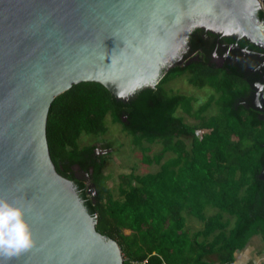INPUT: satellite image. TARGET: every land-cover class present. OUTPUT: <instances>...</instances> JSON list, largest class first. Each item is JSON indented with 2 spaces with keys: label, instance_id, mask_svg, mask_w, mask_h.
Segmentation results:
<instances>
[{
  "label": "trees",
  "instance_id": "obj_1",
  "mask_svg": "<svg viewBox=\"0 0 264 264\" xmlns=\"http://www.w3.org/2000/svg\"><path fill=\"white\" fill-rule=\"evenodd\" d=\"M259 1L258 20L264 23V0ZM229 43L260 50L243 39L193 28L179 59L160 71L154 86L137 90L127 101L115 99L98 82L79 81L48 106L45 138L55 171L73 182L95 219L94 229L116 242L122 261L231 264L250 236L264 240V119L236 103L249 90L246 67L258 61L247 56L239 62L234 49L221 66L209 60L210 52L220 54V44ZM258 75L251 74V81ZM178 76L212 92L194 105L192 95L165 87ZM211 104L214 111L205 114ZM106 119L130 136L143 163L157 165L153 172L119 173L116 195L105 183L107 153L94 144H78L81 134L103 135ZM142 142H157L160 148L147 155ZM76 166L83 177L75 176ZM89 184L94 194L87 192ZM205 208L212 212L205 214ZM184 215L201 226L190 229Z\"/></svg>",
  "mask_w": 264,
  "mask_h": 264
},
{
  "label": "water",
  "instance_id": "obj_2",
  "mask_svg": "<svg viewBox=\"0 0 264 264\" xmlns=\"http://www.w3.org/2000/svg\"><path fill=\"white\" fill-rule=\"evenodd\" d=\"M259 7V0H0V198L25 209L35 241L0 264H121L116 242L94 229L73 182L50 160L51 100L95 81L127 101L154 86L193 28L264 52Z\"/></svg>",
  "mask_w": 264,
  "mask_h": 264
},
{
  "label": "rangeland",
  "instance_id": "obj_3",
  "mask_svg": "<svg viewBox=\"0 0 264 264\" xmlns=\"http://www.w3.org/2000/svg\"><path fill=\"white\" fill-rule=\"evenodd\" d=\"M165 87L172 91L192 95L196 99L194 105H197L200 102L204 101L207 95L212 92L211 88L207 86L197 88L188 84L184 76H178L173 78L165 84ZM213 111L214 106L213 104H211L205 114H210ZM185 121H187L188 123L193 122L192 119L187 117H185ZM106 127V132L101 136L81 134L78 138V144H94L96 147H98V149L100 147V152L107 153L108 159L106 167L104 169V174L107 175L105 183L108 187L111 188L113 195H116L115 186L117 182V175L119 173H125L128 171H133L138 174H143L145 172H153L157 169V165L153 163L146 164L140 160L141 151L138 149V147L131 144L130 136L121 131L120 126L117 123H111L109 119H106ZM103 142L109 143L110 147L101 148ZM141 144L146 147L145 153L147 155L153 154L160 148V145L157 142H142ZM167 156L168 153L165 154V157ZM73 169L76 177H83V175L79 173L75 167ZM204 211L205 214H209L212 212L210 208H205ZM184 217L185 225L188 226L190 229L194 230L201 226L200 221H198L194 217L185 215ZM252 236H250L248 240ZM249 242L250 245L248 250H250V257L252 258H248V261L252 264H255L257 262H259L260 264H264V242L261 241V239L258 237V234L254 235ZM246 245L242 250L246 248ZM253 250L257 251L256 255L254 256L252 254Z\"/></svg>",
  "mask_w": 264,
  "mask_h": 264
},
{
  "label": "clouds",
  "instance_id": "obj_4",
  "mask_svg": "<svg viewBox=\"0 0 264 264\" xmlns=\"http://www.w3.org/2000/svg\"><path fill=\"white\" fill-rule=\"evenodd\" d=\"M25 209L0 198V258L11 261L35 245Z\"/></svg>",
  "mask_w": 264,
  "mask_h": 264
},
{
  "label": "flooded vegetation",
  "instance_id": "obj_5",
  "mask_svg": "<svg viewBox=\"0 0 264 264\" xmlns=\"http://www.w3.org/2000/svg\"><path fill=\"white\" fill-rule=\"evenodd\" d=\"M261 6V5H260ZM263 24V30H264V23ZM222 46V53L217 52H210L209 53V60L217 64V66H221L223 63V59H229L226 55L229 50H235L238 55L236 57V60L239 62L243 61V58L250 56L251 58H254L258 61V65L255 67H246L248 70V77H249V90L246 92L245 95L241 96L237 100V104H242L244 107H250L254 109L258 116H260L262 119H264V105L261 101V95L262 100L264 102V52L260 50H253L250 48H246L245 46H239L236 43H229ZM259 49V48H258ZM176 57L179 59V53H177ZM238 58V59H237ZM235 59V57L233 58ZM230 61V60H229ZM171 65V64H170ZM170 65H167L164 68L169 67ZM251 65V63H250ZM258 73V79L257 81H251V74ZM261 174H263L264 178V166L261 169ZM260 238V236H258ZM261 239V238H260ZM261 241L264 242V240L261 239ZM236 253V252H235ZM234 253V255H235Z\"/></svg>",
  "mask_w": 264,
  "mask_h": 264
},
{
  "label": "crops",
  "instance_id": "obj_6",
  "mask_svg": "<svg viewBox=\"0 0 264 264\" xmlns=\"http://www.w3.org/2000/svg\"><path fill=\"white\" fill-rule=\"evenodd\" d=\"M254 236V235H253ZM252 236V237H253ZM251 237V238H252ZM251 238L246 242V248L244 249V250H239V251H237L236 253H235V255H234V259H233V261H232V263L231 264H252V263H250L249 261H248V258H252V257H250L251 255H250V250H248V248H249V245H250V240H251ZM258 244V243H257ZM256 252L257 251H255V250H253L252 251V254H253V256L254 255H256ZM257 260H258V258H257ZM255 264H260L259 262H257V263H255Z\"/></svg>",
  "mask_w": 264,
  "mask_h": 264
},
{
  "label": "built area",
  "instance_id": "obj_7",
  "mask_svg": "<svg viewBox=\"0 0 264 264\" xmlns=\"http://www.w3.org/2000/svg\"><path fill=\"white\" fill-rule=\"evenodd\" d=\"M121 264H138V262L131 259H125L124 261L121 262Z\"/></svg>",
  "mask_w": 264,
  "mask_h": 264
}]
</instances>
